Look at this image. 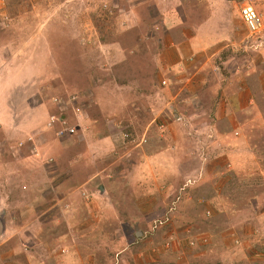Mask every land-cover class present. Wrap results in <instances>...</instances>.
<instances>
[{"label":"rangeland","instance_id":"1","mask_svg":"<svg viewBox=\"0 0 264 264\" xmlns=\"http://www.w3.org/2000/svg\"><path fill=\"white\" fill-rule=\"evenodd\" d=\"M213 9L225 50L173 66ZM0 216V264H264V32L238 0H0Z\"/></svg>","mask_w":264,"mask_h":264},{"label":"crops","instance_id":"2","mask_svg":"<svg viewBox=\"0 0 264 264\" xmlns=\"http://www.w3.org/2000/svg\"><path fill=\"white\" fill-rule=\"evenodd\" d=\"M195 14L198 15L199 13L196 12ZM231 14L232 13H230V15ZM223 16H225L224 12L218 10L216 11V9H213L212 13H208V17L205 19H201V21L195 19L193 15L190 16V20H198V23H196V26L193 28L194 31L187 34L188 37L186 35L184 36L185 41L181 42L179 48L172 50L175 51L172 52L175 53L172 54L174 58L173 66H202V63L200 64V62L198 61L199 59L206 60V58H214V56L217 57V55H220L219 53L225 50L228 44L227 40L223 41L224 38L228 37V35L223 34L221 31H211L215 30V21L217 20L218 22H220L222 20L221 17ZM188 17H186L185 22H188ZM228 34L233 39H235L237 36L234 31ZM203 66H206V63H204ZM5 229L6 228L4 226V233ZM10 260L13 261L12 259Z\"/></svg>","mask_w":264,"mask_h":264},{"label":"built area","instance_id":"3","mask_svg":"<svg viewBox=\"0 0 264 264\" xmlns=\"http://www.w3.org/2000/svg\"><path fill=\"white\" fill-rule=\"evenodd\" d=\"M242 22L251 36L264 32V18L256 8L258 0H238Z\"/></svg>","mask_w":264,"mask_h":264},{"label":"water","instance_id":"4","mask_svg":"<svg viewBox=\"0 0 264 264\" xmlns=\"http://www.w3.org/2000/svg\"><path fill=\"white\" fill-rule=\"evenodd\" d=\"M3 231H4V225H3L2 217L0 216V233H3Z\"/></svg>","mask_w":264,"mask_h":264},{"label":"clouds","instance_id":"5","mask_svg":"<svg viewBox=\"0 0 264 264\" xmlns=\"http://www.w3.org/2000/svg\"><path fill=\"white\" fill-rule=\"evenodd\" d=\"M242 20V19H241Z\"/></svg>","mask_w":264,"mask_h":264}]
</instances>
